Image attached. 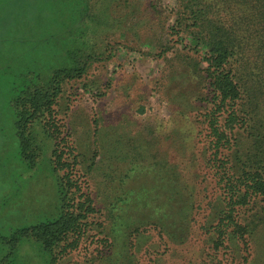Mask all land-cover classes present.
I'll return each instance as SVG.
<instances>
[{"label":"rangeland","instance_id":"rangeland-1","mask_svg":"<svg viewBox=\"0 0 264 264\" xmlns=\"http://www.w3.org/2000/svg\"><path fill=\"white\" fill-rule=\"evenodd\" d=\"M173 5L0 0V264H127L128 258L131 264H264V227L252 236L250 255L231 226L221 242L214 232L227 206L201 124L205 90L197 67L156 56L170 46L167 57L176 47L203 50L181 34L167 40L160 24L172 22ZM74 62L85 70L63 80L56 118L59 136L73 148V179L93 212L84 219L77 246L59 255L58 247L46 249L21 233L60 212L64 170L52 161L54 130L43 124L44 114L33 118L27 127L32 159L21 155L12 101L22 84L45 83L54 69ZM116 128L160 138L190 196L165 197L171 205L159 202L154 173L143 161L133 168L134 162L116 158ZM178 129L183 134L173 140ZM230 158L235 170L232 152ZM259 199L247 198L236 221L246 227L261 223Z\"/></svg>","mask_w":264,"mask_h":264},{"label":"trees","instance_id":"trees-1","mask_svg":"<svg viewBox=\"0 0 264 264\" xmlns=\"http://www.w3.org/2000/svg\"><path fill=\"white\" fill-rule=\"evenodd\" d=\"M169 14L172 22L160 24L167 40L181 34L203 45L202 51L194 52L189 47H176L174 54L167 57L170 46L156 56L169 60L179 57L184 65L197 67V78L205 90L203 99L207 107L201 124L210 136L213 173L221 184L227 206L214 225V232L221 242L226 228L231 226L232 236L241 241L250 255L252 236L264 227V216L261 223L256 221L249 227L236 221L235 216L250 196L260 197L264 214V0H174ZM84 70L83 65L76 66L75 62L72 67L54 69L45 83L22 84L12 101L21 155L31 158L27 127L33 118L44 114L43 124L54 130L50 131L55 142L52 161L57 170H64L60 212L56 218L29 226L21 233L35 238L46 249L58 247L59 255L77 246L84 232V219L93 212L90 199L79 192L81 186L73 179V148L59 136L55 110L63 80ZM132 132L116 128V158L134 162L133 168L143 161L154 173L152 191L159 202L171 205L170 201L180 196H190L181 187L178 165L167 160L160 138L152 134L148 139L144 134L131 135ZM173 133L175 140L183 131ZM230 152L237 162L235 170ZM69 155L71 160H65ZM243 259L248 260L246 256ZM127 264H131L129 258Z\"/></svg>","mask_w":264,"mask_h":264}]
</instances>
